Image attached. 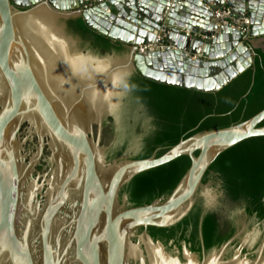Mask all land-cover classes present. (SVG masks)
<instances>
[{
    "label": "water",
    "instance_id": "95a60500",
    "mask_svg": "<svg viewBox=\"0 0 264 264\" xmlns=\"http://www.w3.org/2000/svg\"><path fill=\"white\" fill-rule=\"evenodd\" d=\"M89 2L94 4L84 9ZM210 2L223 5V0H0V264L264 260V239L257 258L243 252L261 234L255 228L243 236V221L228 241L210 250L202 234L203 216L220 196L204 176L221 153L264 136L259 126L264 109L229 127L197 132L160 156L133 158L140 136L110 157L126 138L127 96L123 105L122 100L131 75L214 93L255 70L258 53L251 40L264 37V0H229L234 14L250 18L248 35L222 25L206 7ZM70 19H81L122 49L93 47L69 30ZM155 41L171 47L138 51ZM117 62L122 80L113 84L114 74L101 69ZM115 119L120 124L112 126L115 137L107 141L106 127ZM184 155L190 167L171 193L143 205L130 202L123 191L134 177ZM200 198L206 208L199 227L201 254L184 241L179 247L151 235V227L182 221ZM149 244L159 252L157 263Z\"/></svg>",
    "mask_w": 264,
    "mask_h": 264
},
{
    "label": "trees",
    "instance_id": "16d2710c",
    "mask_svg": "<svg viewBox=\"0 0 264 264\" xmlns=\"http://www.w3.org/2000/svg\"><path fill=\"white\" fill-rule=\"evenodd\" d=\"M81 19L67 22L71 32L103 51L122 46L112 43L85 27ZM255 70L247 69L214 93L200 92L158 83L133 74L129 80L130 105L123 110L124 144L110 157L122 154L129 141L141 136L135 159L164 154L180 140L204 130L229 127L245 121L264 109V54L257 52ZM142 108L138 118L131 108ZM149 120L146 124V120ZM145 121V124L142 123ZM259 126H264V121ZM188 156L138 174L124 188L134 205L151 203L168 195L190 167ZM214 181L222 191L220 206L208 210L202 220L206 250L228 241L236 232L234 214L241 208L249 215L264 219V136L246 139L221 153L206 172L203 182ZM203 199L182 221L170 228H149L151 235L168 243L173 240L190 245L201 254L199 227L204 211Z\"/></svg>",
    "mask_w": 264,
    "mask_h": 264
},
{
    "label": "built area",
    "instance_id": "2783aa9c",
    "mask_svg": "<svg viewBox=\"0 0 264 264\" xmlns=\"http://www.w3.org/2000/svg\"><path fill=\"white\" fill-rule=\"evenodd\" d=\"M104 0H97V2H102ZM94 2H89L84 6V9L91 7ZM206 7L212 11L214 17L220 20V23L224 26H230L239 30L243 35H248L251 32L250 28V18L248 16H238L233 13L232 8L230 7L229 0H223L222 6L214 7V3H206ZM162 37L167 36V32L162 30ZM161 36H158L160 38ZM171 45L168 42L155 41L150 44H143L138 46V51L140 52H153V51H165L170 48Z\"/></svg>",
    "mask_w": 264,
    "mask_h": 264
},
{
    "label": "flooded vegetation",
    "instance_id": "af4514ba",
    "mask_svg": "<svg viewBox=\"0 0 264 264\" xmlns=\"http://www.w3.org/2000/svg\"><path fill=\"white\" fill-rule=\"evenodd\" d=\"M126 96H127V100H125V98H126ZM130 95H126V92L123 94V100H122V105H123V103H124V100L126 101V104L128 105H130V97H129ZM140 109H142V108H139V107H136V109H134V108H131V113H133V115L136 117V118H138V116H137V114H138V111H140ZM136 110H138V111H136ZM116 119H115V121L113 120L109 125H107V127H106V130H107V134H106V138H107V141L108 140H112L114 137H115V135H113V128H112V126L114 127V126H116V127H118V125L120 124V119H119V122L118 123H116ZM149 120L147 119L146 120V124H147V122H148ZM142 123H144L145 124V121L144 120H142ZM116 139V138H115ZM43 165H45V163L43 164ZM217 189H218V191H219V193H220V196L218 197V201L216 202V204H215V206L214 207H212L211 209H216L217 207H219L221 204H220V202H219V198L222 196V191L219 189V185L217 184L216 186H215ZM204 204H205V201L203 202V206H204ZM206 208L204 207V210H205ZM240 211H243V212H245V209L244 208H241V209H239L235 214H234V225H235V227H236V230H237V227H238V225H241L242 224V221H243V219H242V216L243 215H241V213H240ZM204 212V211H203ZM203 214V213H202ZM245 215L247 214L246 212L244 213ZM248 215V214H247ZM248 221H249V223L251 222V221H253V222H255V223H257V224H259L260 226L261 225H264V219L263 220H259L257 217H256V215H252V216H249L248 215ZM171 241H173V240H171ZM235 244H237V242H235L233 245H235ZM232 245V246H233Z\"/></svg>",
    "mask_w": 264,
    "mask_h": 264
},
{
    "label": "rangeland",
    "instance_id": "374dc122",
    "mask_svg": "<svg viewBox=\"0 0 264 264\" xmlns=\"http://www.w3.org/2000/svg\"><path fill=\"white\" fill-rule=\"evenodd\" d=\"M82 24L86 27V25L82 22ZM80 37V36H79ZM82 39V38H81ZM83 40V39H82ZM84 41V40H83ZM81 45H82V43H81ZM214 190H216V187L215 188H213ZM240 213H241V215H243L242 216V219H243V222H245V223H247V229L244 231V233H243V236L245 235V234H247L248 232H251L253 229H255V228H257V229H259V230H261V234H260V237L258 238V241H257V243L255 244V246L254 247H252V249H250L249 251H247V250H244L243 252H245L246 254H249V256L251 257V258H257V251L259 250V248H260V246H261V244H262V241H263V239H264V225H259V224H257V223H255V222H253V221H251L250 223H249V221H248V217L247 216H245L243 213H242V211H240ZM239 241V243L237 244V245H233L232 246V249L230 250V252L228 253V257L230 258V257H232L233 255H234V253H235V250L237 249V247L239 246V244L241 243V239H239L238 240Z\"/></svg>",
    "mask_w": 264,
    "mask_h": 264
},
{
    "label": "snow or ice",
    "instance_id": "6c2138e0",
    "mask_svg": "<svg viewBox=\"0 0 264 264\" xmlns=\"http://www.w3.org/2000/svg\"><path fill=\"white\" fill-rule=\"evenodd\" d=\"M20 0H17V3H19ZM102 72H107L109 75L115 76V79L112 81L113 84L119 83L122 80V64L117 62L114 65H110L107 68L101 69Z\"/></svg>",
    "mask_w": 264,
    "mask_h": 264
},
{
    "label": "bare ground",
    "instance_id": "6f19581e",
    "mask_svg": "<svg viewBox=\"0 0 264 264\" xmlns=\"http://www.w3.org/2000/svg\"><path fill=\"white\" fill-rule=\"evenodd\" d=\"M148 248H149V251H150L152 257H154V259H155V263H157L156 260H159V257H160L158 250L150 244L148 245ZM130 253L132 254V252H130V248H129V252H128L129 256H130ZM133 253L135 254V252H133ZM231 264H245V263L243 261H240V260H235ZM256 264H264V260H262L261 262H258Z\"/></svg>",
    "mask_w": 264,
    "mask_h": 264
},
{
    "label": "crops",
    "instance_id": "0c3cea01",
    "mask_svg": "<svg viewBox=\"0 0 264 264\" xmlns=\"http://www.w3.org/2000/svg\"><path fill=\"white\" fill-rule=\"evenodd\" d=\"M252 46L255 48V50L258 52H261L264 54V37L263 38H253L251 40Z\"/></svg>",
    "mask_w": 264,
    "mask_h": 264
}]
</instances>
